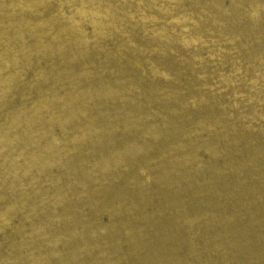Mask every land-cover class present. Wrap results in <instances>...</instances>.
<instances>
[{
	"label": "bare ground",
	"instance_id": "1",
	"mask_svg": "<svg viewBox=\"0 0 264 264\" xmlns=\"http://www.w3.org/2000/svg\"><path fill=\"white\" fill-rule=\"evenodd\" d=\"M0 264H264V0H0Z\"/></svg>",
	"mask_w": 264,
	"mask_h": 264
}]
</instances>
